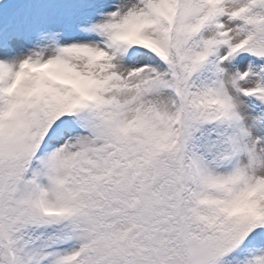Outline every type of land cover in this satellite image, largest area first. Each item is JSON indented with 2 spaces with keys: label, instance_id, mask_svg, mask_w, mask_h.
I'll return each instance as SVG.
<instances>
[{
  "label": "snow or ice",
  "instance_id": "obj_1",
  "mask_svg": "<svg viewBox=\"0 0 264 264\" xmlns=\"http://www.w3.org/2000/svg\"><path fill=\"white\" fill-rule=\"evenodd\" d=\"M0 264H264V0H0Z\"/></svg>",
  "mask_w": 264,
  "mask_h": 264
}]
</instances>
